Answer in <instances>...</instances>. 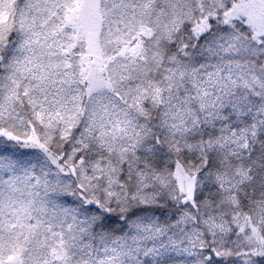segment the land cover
Segmentation results:
<instances>
[{
  "label": "snow or ice",
  "instance_id": "6c2138e0",
  "mask_svg": "<svg viewBox=\"0 0 264 264\" xmlns=\"http://www.w3.org/2000/svg\"><path fill=\"white\" fill-rule=\"evenodd\" d=\"M0 264H264V0H0Z\"/></svg>",
  "mask_w": 264,
  "mask_h": 264
}]
</instances>
